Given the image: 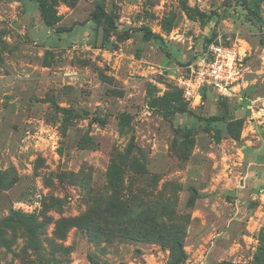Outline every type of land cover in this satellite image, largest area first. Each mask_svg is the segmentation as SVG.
Here are the masks:
<instances>
[{
    "label": "rangeland",
    "instance_id": "obj_1",
    "mask_svg": "<svg viewBox=\"0 0 264 264\" xmlns=\"http://www.w3.org/2000/svg\"><path fill=\"white\" fill-rule=\"evenodd\" d=\"M45 7L0 0V264H264V0ZM209 43L242 84L192 105Z\"/></svg>",
    "mask_w": 264,
    "mask_h": 264
},
{
    "label": "built area",
    "instance_id": "obj_2",
    "mask_svg": "<svg viewBox=\"0 0 264 264\" xmlns=\"http://www.w3.org/2000/svg\"><path fill=\"white\" fill-rule=\"evenodd\" d=\"M242 51L235 45L210 43L178 73L176 83L183 98L198 104L206 90L219 95H231L242 84Z\"/></svg>",
    "mask_w": 264,
    "mask_h": 264
},
{
    "label": "trees",
    "instance_id": "obj_3",
    "mask_svg": "<svg viewBox=\"0 0 264 264\" xmlns=\"http://www.w3.org/2000/svg\"><path fill=\"white\" fill-rule=\"evenodd\" d=\"M37 6V9L40 13V15L42 16L44 22L46 25L51 26V21L49 20V17L46 13V7H45V0H33ZM200 16H203L202 13H198ZM91 17L96 21V22H100V20H103L106 28L103 30V35L107 36V32H108V28L111 30H115L116 26L114 23V18L112 17L111 14L107 13L106 11H104L100 6L96 7V9H94L91 13ZM73 26H70L68 28L65 27H57V31L58 32H65V31H70L72 30ZM130 29H125L123 31H121L120 33H117L118 36L120 38L126 39L130 36ZM143 32V36L146 39H158L161 40V38L159 37V35H157L156 33L151 32L150 30L144 28L142 29ZM210 44V43H209ZM208 45V44H207ZM206 46V45H205ZM204 46V47H205ZM191 61H189L188 63H190ZM187 63V64H188ZM179 91L181 92V89H179ZM182 93V92H181ZM204 93H206L205 91L203 92V95H205ZM203 97V96H202ZM65 112H67L65 109H61ZM68 113H70V111H68ZM200 120H212L214 117H210V118H204V117H199ZM185 136H187V133H185Z\"/></svg>",
    "mask_w": 264,
    "mask_h": 264
},
{
    "label": "crops",
    "instance_id": "obj_4",
    "mask_svg": "<svg viewBox=\"0 0 264 264\" xmlns=\"http://www.w3.org/2000/svg\"><path fill=\"white\" fill-rule=\"evenodd\" d=\"M185 67H186V66H184V67L182 68V70H181V71L185 70V69H184ZM181 71H180V72H181Z\"/></svg>",
    "mask_w": 264,
    "mask_h": 264
}]
</instances>
